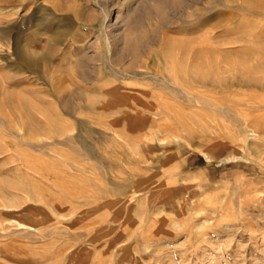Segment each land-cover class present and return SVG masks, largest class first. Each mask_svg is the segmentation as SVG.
<instances>
[{"label": "rangeland", "instance_id": "374dc122", "mask_svg": "<svg viewBox=\"0 0 264 264\" xmlns=\"http://www.w3.org/2000/svg\"><path fill=\"white\" fill-rule=\"evenodd\" d=\"M178 1L0 0V264H264V0Z\"/></svg>", "mask_w": 264, "mask_h": 264}, {"label": "bare ground", "instance_id": "6f19581e", "mask_svg": "<svg viewBox=\"0 0 264 264\" xmlns=\"http://www.w3.org/2000/svg\"><path fill=\"white\" fill-rule=\"evenodd\" d=\"M157 1H159L161 4H158L157 6H156V10H157V12L160 14V13H162V11H164V8L162 7V5L164 4H167L168 6H171V7H173V6H176L180 1H178V0H157ZM208 2V1H207ZM206 2V3H207ZM210 2H211V0H210ZM214 2V1H213ZM237 4V3H236ZM238 5V4H237ZM240 5V4H239ZM193 6H194V4H193ZM244 7H245V9H249V10H264V5L263 4H261V3H259V2H257V1H255V2H245V4H244V6H243V9H244ZM147 9H148V12L150 11V10H152L150 7H147ZM154 9H155V7H154ZM241 9H242V7H241ZM186 10V9H185ZM183 12V11H182ZM186 13V12H185ZM139 20H140V18L139 17H137V18H135L134 20H132V22H131V25H133V26H136L138 23H139ZM163 20H164V24L166 25V26H168L169 24L171 25V24H174L175 23V21L174 20H172L171 21V19H166L165 20V18H163ZM177 23V22H176ZM169 27V26H168ZM60 32V31H59ZM127 44H128V48H127V50H128V52L127 53H129V54H131V55H136L137 53H138V51H139V49H140V47L142 46L141 45V43H138V39H135V37L132 35V34H129L128 36H127ZM20 44V43H19ZM18 45V44H17ZM23 48V47H22ZM21 50V49H20ZM19 50V48H18V50H16L15 49V51H17V53H18V55L20 56V59L24 62V63H26V64H28L29 66H34L35 68L36 67H38V68H40L41 67V61H42V55H39L38 57H36L37 59H36V62L35 61H32V63L31 62H29L28 61V58H29V53H27V50L25 49L24 51H20ZM209 50V48H207L206 49V52ZM202 51L203 50H201V49H199V54H201L202 53ZM195 52H198V51H195ZM209 52V51H208ZM212 52V51H211ZM215 53V52H214ZM45 54V53H44ZM46 55V54H45ZM86 56V55H85ZM89 57V56H88ZM31 58V57H30ZM39 58V59H38ZM46 58V57H45ZM85 57H84V59H83V61H85ZM21 61V62H22ZM81 64H82V62H80ZM79 64V63H78ZM80 64V65H81ZM43 65V64H42ZM85 65V64H84ZM82 67V66H81ZM83 73H85V72H83ZM89 73H91V72H89ZM93 73V72H92ZM86 74V73H85ZM158 74V73H157ZM93 75V74H92ZM85 77V76H84ZM91 77H93V76H91ZM88 78V77H87ZM245 78V77H244ZM251 80V79H250ZM94 82V81H93ZM92 82V83H93ZM178 83V82H177ZM64 90V89H63ZM4 93H6V89H5V87L2 85V83H0V95H3ZM195 98V97H194ZM132 99H133V97H132ZM64 103L65 104H67L68 102L67 101H64ZM138 104V103H137ZM228 112V111H227ZM227 112H225V113H227ZM259 127V126H258ZM14 129V128H13ZM141 169V168H140ZM138 178V177H137Z\"/></svg>", "mask_w": 264, "mask_h": 264}]
</instances>
